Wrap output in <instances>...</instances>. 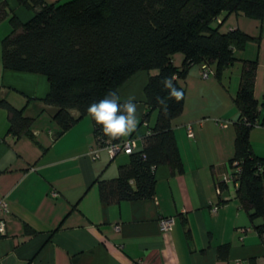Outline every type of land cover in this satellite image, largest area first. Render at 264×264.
I'll use <instances>...</instances> for the list:
<instances>
[{"label": "crops", "instance_id": "crops-1", "mask_svg": "<svg viewBox=\"0 0 264 264\" xmlns=\"http://www.w3.org/2000/svg\"><path fill=\"white\" fill-rule=\"evenodd\" d=\"M2 1L8 13L0 14V97L22 108L32 122L29 132L13 133L9 111L0 107V199L5 198L8 209L0 214L6 223L0 264H264V232L256 229L261 219H250L234 180L224 182L218 192L235 153L237 94L248 60L255 62L253 92L258 101V124L250 128L249 140L252 151L264 157V15L257 19L222 13L221 30L238 28L251 38L218 72L210 64L213 73L204 78L200 64H193L179 79L184 107L172 126L182 170L172 173L168 165H158L152 197L106 203L99 181L117 177L130 154L119 151L110 157L88 114L58 133L52 108L41 100L49 91L47 76L2 63L9 16L25 22L33 11L17 0ZM172 60L180 66L183 54L176 52ZM149 72L136 71L118 88L122 100L136 97L141 123L132 136L140 146L157 115L153 109L143 119ZM71 113L77 116L75 110ZM166 216L174 219L169 232L159 225Z\"/></svg>", "mask_w": 264, "mask_h": 264}, {"label": "trees", "instance_id": "trees-1", "mask_svg": "<svg viewBox=\"0 0 264 264\" xmlns=\"http://www.w3.org/2000/svg\"><path fill=\"white\" fill-rule=\"evenodd\" d=\"M17 1L33 15L25 22L15 14L9 16L11 31L2 40V63L4 68L47 76L49 91L41 100L52 108V117L61 128L58 133L87 115L89 104L104 98L108 91L119 95V86L136 71H150L144 87L148 111L143 119L154 109L156 120L151 134L130 154L119 175L99 181L100 198L106 203L152 197L154 168L158 165H168L172 173L182 170L172 126L184 107L185 89L179 79L186 77L193 64L215 63L218 72L235 60L234 51L251 38L238 28L221 30L222 13H243L257 19L264 15V0ZM1 13H8L4 1L0 3ZM176 52L183 54L180 66L172 60ZM173 75L184 99L180 103L168 100L165 115L156 97L167 98L160 81ZM254 75L255 62L245 61L237 94L240 117L235 153L230 164L239 163L240 170H233L236 195L252 221L261 219L256 229L264 232V157L252 151L249 140L250 128L258 124ZM0 107L8 109L13 133L30 131L32 117L25 116L22 108L3 97ZM93 126L104 145L100 127L94 121ZM224 184L219 182L221 190Z\"/></svg>", "mask_w": 264, "mask_h": 264}, {"label": "clouds", "instance_id": "clouds-1", "mask_svg": "<svg viewBox=\"0 0 264 264\" xmlns=\"http://www.w3.org/2000/svg\"><path fill=\"white\" fill-rule=\"evenodd\" d=\"M175 79L173 75L163 77L160 81L162 90L167 92V98L157 96L156 101L165 115L169 111L168 100L180 103L184 99V92L177 88ZM86 111L100 127L102 136L105 138L106 148L103 150L115 154L124 147L129 154L133 152L136 142L130 137L137 132L141 123V114L135 95H129L122 101L117 92L110 90L104 98L91 102Z\"/></svg>", "mask_w": 264, "mask_h": 264}, {"label": "built area", "instance_id": "built-area-1", "mask_svg": "<svg viewBox=\"0 0 264 264\" xmlns=\"http://www.w3.org/2000/svg\"><path fill=\"white\" fill-rule=\"evenodd\" d=\"M200 72H201V76L202 77L207 78L213 73V70L210 67V65H208L207 63H202L201 67H200ZM187 132H188V136H190V137H192L194 135L193 128H192V125L190 123L187 124ZM130 139H132V140H134L136 142L135 148H134V150H135L139 146L138 138L132 136V137H130ZM104 146L106 147L105 144H104ZM119 151H123L125 153H128V152L125 151V148L122 147L120 150L116 151L115 154L117 152H119ZM109 154H110V157H113L115 155V154H112L111 152H109ZM233 170L234 171H239L240 170V166H239V163L237 161H234L231 164L230 170L223 177V182L228 183L229 181L234 180ZM218 192H221L220 186H218ZM53 194H55V192H53ZM216 208H217V206H214L213 210H215ZM6 212H8L7 201L5 200V198H2V199H0V214L3 215ZM173 224H174V219H173L172 216L161 217L159 219L160 228L164 232H169L171 230ZM5 229H6L5 219L3 217H0V235L5 233ZM239 264H241V263H239Z\"/></svg>", "mask_w": 264, "mask_h": 264}, {"label": "rangeland", "instance_id": "rangeland-1", "mask_svg": "<svg viewBox=\"0 0 264 264\" xmlns=\"http://www.w3.org/2000/svg\"><path fill=\"white\" fill-rule=\"evenodd\" d=\"M224 28V27H223Z\"/></svg>", "mask_w": 264, "mask_h": 264}]
</instances>
